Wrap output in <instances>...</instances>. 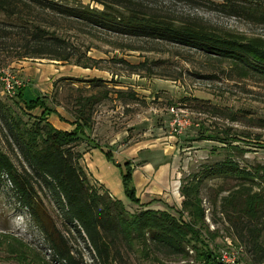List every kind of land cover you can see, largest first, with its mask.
<instances>
[{"label":"rangeland","instance_id":"rangeland-1","mask_svg":"<svg viewBox=\"0 0 264 264\" xmlns=\"http://www.w3.org/2000/svg\"><path fill=\"white\" fill-rule=\"evenodd\" d=\"M60 1L72 6L102 8L91 0ZM136 1L150 4L158 14L177 22L197 20L226 36L258 40L264 44V22L226 14L222 11L225 0ZM236 1L245 5L258 3L264 7V0ZM21 12V19L0 12V99L15 117H21L25 122L33 121L17 98L13 99L25 88L27 100L38 94L54 108L55 112L48 119L56 129L72 130L76 120V99L108 93V98L95 108L90 137L83 138L76 149L89 155L93 145L100 144L107 150H114L116 161L124 163L126 149L134 148L130 155H135L137 147H142L151 149L145 157L146 160L149 158V164H158L162 159L170 161L174 176L171 175L166 191L158 189L159 194L153 195H167V202L157 198L149 202L142 199L145 190L148 191L145 187L139 196L146 207L135 205L129 199L119 200L130 213L146 208L168 211L179 217L183 202L180 186L184 179L226 159H232L246 169L264 164L263 76L244 74L229 62H218L177 43L130 38L34 7L22 6ZM36 27L48 34L57 33L73 57L59 61L47 56H29L27 52L32 50L35 40L27 32H34ZM92 80L102 81L103 86L92 88ZM120 93L125 96L120 97ZM230 115L235 116V120ZM1 129L5 126L0 118V150L8 154L18 168L23 165L28 169L15 146L12 152ZM210 134L218 140L202 139ZM220 139L229 141L221 143ZM142 157L144 159V155ZM81 164L100 192L104 193L106 189L112 196V190L91 174L86 158L83 157ZM237 184L229 178L204 182L201 196L206 220L204 224H198L202 239L218 255L224 251L235 255L236 264H264V256L254 260V254L239 242L221 211V197ZM220 188L225 191L218 196ZM11 189L8 180L0 189V264H62L54 256L29 209L20 206ZM38 192L46 216L49 214L55 220L67 237L73 254L83 257L85 264H202L197 255L202 243H198L195 250L189 247V254L185 256H168L154 250L146 256L143 248L135 244L122 248L121 259L99 262L89 243L84 242L75 230L66 229L52 193L46 188ZM44 219L47 222L48 218ZM262 245L264 247V234Z\"/></svg>","mask_w":264,"mask_h":264},{"label":"trees","instance_id":"trees-1","mask_svg":"<svg viewBox=\"0 0 264 264\" xmlns=\"http://www.w3.org/2000/svg\"><path fill=\"white\" fill-rule=\"evenodd\" d=\"M91 1L102 8L72 6L60 0H0V12L21 19L22 6L34 7L130 38L177 43L215 58L218 62H229L244 74L255 73L264 77V44L258 40L226 36L193 19L177 22L174 18L158 14L150 4L136 0ZM178 1L189 3L195 0ZM222 11L230 16H244L264 22V7L258 3L245 5L236 0H225ZM27 33L35 40L32 50L27 52L29 56H47L59 61L73 57L57 33L48 34L40 27ZM101 82L92 80V88L102 87ZM107 94L77 98L74 113L76 120L72 124L73 129L67 131L56 129L49 122L48 116L55 110L38 94L27 100L26 89L23 88L13 98H17L24 112L33 117L32 122L15 117L8 105L0 99V118L5 126L1 130L5 141L12 152L13 146L17 148L18 154L28 165V169L23 165L18 168L12 158L0 150V189L6 180L12 184L11 190L20 206L29 209L34 222L53 249L54 256L62 264H85L83 257L73 254L67 237L62 234L55 220L49 214L46 216L38 200V191L44 188L52 193L66 229L75 230L84 242L89 243L99 262H109L117 257L121 259L122 248L135 244L143 248L146 256L153 250L168 256H185L189 254V247L195 250L198 249L197 244L202 243L201 251L197 250L202 264H224L209 243L203 241L198 227L199 223L204 224L206 220L202 186L214 178H229L238 182L226 196L221 197V211L232 225L239 242L245 244L249 253L254 254V260L264 256V164L246 169L241 168L236 161L226 159L205 167L188 180L184 179L180 186L183 202L179 217L168 211L146 208L130 213L123 202L113 198L106 189L104 193L100 192L81 164L84 153L76 147L83 138L90 137L95 108L108 98ZM124 96L125 93H120V97ZM230 117L235 120V116ZM262 123L264 126V121ZM217 138L212 134L202 137L203 140ZM220 140L221 143L229 141ZM93 148L99 149L120 170L124 192L131 203L146 207L137 197L133 161L118 163L114 150H107L100 144H94ZM224 191L220 188L218 196ZM44 217L48 218L47 222Z\"/></svg>","mask_w":264,"mask_h":264},{"label":"crops","instance_id":"crops-1","mask_svg":"<svg viewBox=\"0 0 264 264\" xmlns=\"http://www.w3.org/2000/svg\"><path fill=\"white\" fill-rule=\"evenodd\" d=\"M111 145V144H110ZM114 146V145H111ZM134 149V148H132ZM130 148L125 150L127 155L125 160H132L135 164V171L133 173V180L137 190V197L141 199L139 193L143 188L147 187L145 190V195L142 199L147 202L154 200V198L160 199L163 202H167L165 196H153L154 194H159V190H167V185L170 183V177L174 176L171 173L170 161L164 162L160 161L158 164H149L145 157H147V151L151 149H146L142 147H137L134 151L135 155H130L132 150ZM89 155H84L86 162L88 164L89 171L100 183L105 185L108 190H112V197L118 200H125L128 198L124 192V186L122 183V177L120 171H118L113 163L109 162L104 154L99 149H91ZM166 152V151H165ZM144 155V159H142ZM131 156V159H128ZM150 156V155H148ZM163 156L164 153H163ZM173 163V162H172ZM140 170V171H139ZM142 202V200H141Z\"/></svg>","mask_w":264,"mask_h":264},{"label":"built area","instance_id":"built-area-1","mask_svg":"<svg viewBox=\"0 0 264 264\" xmlns=\"http://www.w3.org/2000/svg\"><path fill=\"white\" fill-rule=\"evenodd\" d=\"M220 255V261L224 264H236V258L235 255H231V253H219ZM218 255V257H219ZM239 260V259H238ZM238 262V261H237Z\"/></svg>","mask_w":264,"mask_h":264}]
</instances>
